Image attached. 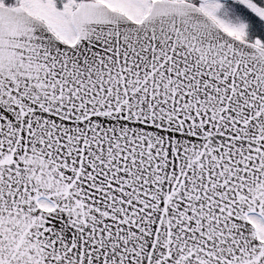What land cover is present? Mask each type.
Wrapping results in <instances>:
<instances>
[{"label": "snow or ice", "instance_id": "1", "mask_svg": "<svg viewBox=\"0 0 264 264\" xmlns=\"http://www.w3.org/2000/svg\"><path fill=\"white\" fill-rule=\"evenodd\" d=\"M0 264H264V0H0Z\"/></svg>", "mask_w": 264, "mask_h": 264}]
</instances>
